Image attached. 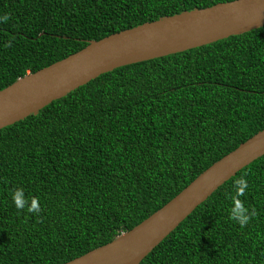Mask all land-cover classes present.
<instances>
[{"label": "trees", "instance_id": "trees-1", "mask_svg": "<svg viewBox=\"0 0 264 264\" xmlns=\"http://www.w3.org/2000/svg\"><path fill=\"white\" fill-rule=\"evenodd\" d=\"M221 1L0 0V89L91 39ZM263 127L264 24L99 74L0 128V264H61L110 241ZM18 189L38 213L15 206ZM234 199L255 210L244 227ZM139 264H264V154Z\"/></svg>", "mask_w": 264, "mask_h": 264}, {"label": "water", "instance_id": "water-1", "mask_svg": "<svg viewBox=\"0 0 264 264\" xmlns=\"http://www.w3.org/2000/svg\"><path fill=\"white\" fill-rule=\"evenodd\" d=\"M264 24V0L182 10L91 39L81 49L0 89V128L116 67L179 52ZM264 154V127L201 171L157 210L110 241L61 264H139L199 203Z\"/></svg>", "mask_w": 264, "mask_h": 264}, {"label": "clouds", "instance_id": "clouds-1", "mask_svg": "<svg viewBox=\"0 0 264 264\" xmlns=\"http://www.w3.org/2000/svg\"><path fill=\"white\" fill-rule=\"evenodd\" d=\"M234 187L236 196H243L245 194V190L248 187V182L244 177H240L234 181ZM13 201L18 209H23L28 205V201L23 197V191L19 189L14 192ZM27 211L38 213L40 211V207L38 203L33 200L30 206H27ZM255 214L256 213L254 209L249 210L239 199L233 200V204L230 209V218L237 222L240 227H244L250 221V219L255 216Z\"/></svg>", "mask_w": 264, "mask_h": 264}]
</instances>
